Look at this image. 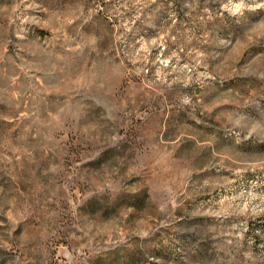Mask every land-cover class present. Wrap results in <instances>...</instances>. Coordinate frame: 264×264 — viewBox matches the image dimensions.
Returning a JSON list of instances; mask_svg holds the SVG:
<instances>
[{
    "label": "rangeland",
    "instance_id": "1",
    "mask_svg": "<svg viewBox=\"0 0 264 264\" xmlns=\"http://www.w3.org/2000/svg\"><path fill=\"white\" fill-rule=\"evenodd\" d=\"M0 264H264V0H0Z\"/></svg>",
    "mask_w": 264,
    "mask_h": 264
}]
</instances>
